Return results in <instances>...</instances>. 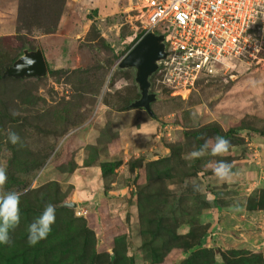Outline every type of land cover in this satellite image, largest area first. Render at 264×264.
Instances as JSON below:
<instances>
[{
  "label": "rangeland",
  "instance_id": "obj_1",
  "mask_svg": "<svg viewBox=\"0 0 264 264\" xmlns=\"http://www.w3.org/2000/svg\"><path fill=\"white\" fill-rule=\"evenodd\" d=\"M84 1L0 0V166L3 190L23 193L0 264H264V40L252 61L192 85L175 87L157 61L150 113L132 106L136 69L119 66L141 31L139 0L96 20ZM36 49L44 75L3 76ZM217 135L228 153H211ZM219 160L231 180L215 176ZM48 203L53 230L31 246L27 226Z\"/></svg>",
  "mask_w": 264,
  "mask_h": 264
},
{
  "label": "built area",
  "instance_id": "obj_2",
  "mask_svg": "<svg viewBox=\"0 0 264 264\" xmlns=\"http://www.w3.org/2000/svg\"><path fill=\"white\" fill-rule=\"evenodd\" d=\"M135 9L143 35L162 28L160 62L175 87L252 61L264 40V0H139Z\"/></svg>",
  "mask_w": 264,
  "mask_h": 264
},
{
  "label": "clouds",
  "instance_id": "obj_3",
  "mask_svg": "<svg viewBox=\"0 0 264 264\" xmlns=\"http://www.w3.org/2000/svg\"><path fill=\"white\" fill-rule=\"evenodd\" d=\"M15 115V113H14ZM8 140L11 144H20L23 146L21 136L13 131H8ZM210 145L205 142L199 149L190 153L192 159L202 157L209 149ZM230 140L224 136L217 135L214 143L211 145V153L214 155H223L230 150ZM215 176L220 181H229L233 178V166L230 162L219 160L213 169ZM8 181L7 169L0 166V245H10L12 243L11 232L21 223V199L23 193L15 190H3ZM196 190L199 185L194 186ZM57 209L54 204L45 205L41 214L35 217L27 226V241L31 246H35L41 240H44L53 230L56 222Z\"/></svg>",
  "mask_w": 264,
  "mask_h": 264
},
{
  "label": "water",
  "instance_id": "obj_4",
  "mask_svg": "<svg viewBox=\"0 0 264 264\" xmlns=\"http://www.w3.org/2000/svg\"><path fill=\"white\" fill-rule=\"evenodd\" d=\"M165 57L164 36L155 32L142 35L121 57L119 66H131L136 69V81L141 96L132 102V106L144 107L151 113L150 102L155 94L149 92V76L157 68V61ZM46 73V63L40 49L25 51L12 65L7 67L3 76L16 78L37 77ZM63 206H76L75 202H65Z\"/></svg>",
  "mask_w": 264,
  "mask_h": 264
},
{
  "label": "crops",
  "instance_id": "obj_5",
  "mask_svg": "<svg viewBox=\"0 0 264 264\" xmlns=\"http://www.w3.org/2000/svg\"><path fill=\"white\" fill-rule=\"evenodd\" d=\"M84 3H85L86 11H88V12L91 11L92 12L91 14H94V16L91 15L94 20L99 18L96 15L104 14V12H105L104 10H106V12H107V9L109 10L110 8H115V6L117 5L115 3V0H85ZM118 5H119V3H118ZM109 42L111 43L110 39H109ZM73 45H74V43H73ZM51 49L57 51V49H56V47H54V45H53V48L51 47ZM56 56H57V58H59L58 57V51H57ZM43 57H44V55H43ZM68 57L70 60V57H71L70 53H69Z\"/></svg>",
  "mask_w": 264,
  "mask_h": 264
},
{
  "label": "trees",
  "instance_id": "obj_6",
  "mask_svg": "<svg viewBox=\"0 0 264 264\" xmlns=\"http://www.w3.org/2000/svg\"><path fill=\"white\" fill-rule=\"evenodd\" d=\"M52 16H53V20L52 21H56L57 20V18H58V16L59 15H56V16H54V13L52 14ZM89 16H91V15H89ZM55 28L56 27H51V30H55ZM143 33H144V30L143 29H141V31L140 32H138V33H135V35H134V39L132 40V44H131V46L143 35ZM130 46V47H131ZM130 47L128 48V50L130 49ZM127 50V51H128Z\"/></svg>",
  "mask_w": 264,
  "mask_h": 264
}]
</instances>
